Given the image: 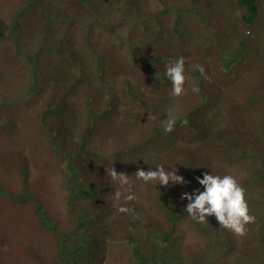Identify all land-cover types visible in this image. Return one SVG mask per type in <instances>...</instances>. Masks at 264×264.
Wrapping results in <instances>:
<instances>
[{
	"label": "trees",
	"instance_id": "16d2710c",
	"mask_svg": "<svg viewBox=\"0 0 264 264\" xmlns=\"http://www.w3.org/2000/svg\"><path fill=\"white\" fill-rule=\"evenodd\" d=\"M26 1L28 5L34 2L40 5L39 11H35L40 12L39 29L33 30V35L27 34L29 41L32 42L36 35L38 40L35 48L23 50L16 38V32L20 29L16 20L12 21L8 30L5 24L0 23V50L3 51L0 57V95L11 91L18 98V106L25 107L24 114L27 117L31 115L39 123L38 127L46 131L53 143L50 142L44 153L48 160L54 158L55 164L40 154L23 155V161L8 152L0 155V176L19 175L22 180V183L0 185V197L3 198L0 210L8 217L0 225V234L7 229L6 237H13L11 231L13 234L14 231L9 226H13V221L21 225L22 237L26 242L23 250L28 252L33 264H106L110 242L117 240L128 247L130 258L134 261L132 264H264V82L257 86L256 91L247 95L252 114H239L236 117L232 111L225 120L226 128H214V125L205 122L206 116H202L200 121H195L192 116L214 104L218 98L223 99V96L202 86L196 70L194 73L200 85L198 101L196 98L187 101V111L173 119L171 132L164 140V145H159L163 147L160 150L143 145V136L148 130L131 120V135L125 133V144L120 148L122 152L116 153L115 157H108V161L114 159L119 170L128 176L130 170L140 165L144 156L149 154V165L144 170H154L157 165H164L166 169L174 170L182 176L185 182H170L164 186L155 182L145 183L134 174L131 183L135 199L125 200L121 205L127 207L128 211L111 213L112 209L106 203V198L98 192L99 183L94 178L102 174L101 164L96 154H89L85 148V137L94 131L95 119L101 120L114 110L118 89L137 105L143 104L144 100L134 93V76L129 72L120 74L123 65L119 64L109 49L100 44L96 36L94 42L93 23L97 16L96 8L92 7L90 0L73 2L80 3L89 12L93 23L78 14L71 15L68 10L54 11L50 7L47 13V0ZM96 1L105 3L109 11L116 7L120 21L131 14L119 8L120 0ZM124 1L126 6L137 10L135 14L142 7L137 0ZM198 1L193 0V3ZM208 1L201 3L204 7L198 12L201 18L221 21L222 18L227 19L226 14L231 13L234 17L236 13L247 23L245 32L253 33L250 40L242 36L238 41L241 50L237 57L233 56L234 50L220 49L219 55L222 52L233 57L218 64L208 61L207 65L227 70L222 73H230L234 68L242 66L252 69L249 57L256 56L261 62L259 69L262 72L264 32L258 34L257 21L261 14L259 0H217L211 2L210 7ZM174 8L166 6L155 16ZM149 16L152 19L153 13L149 12ZM112 26L108 25L109 31ZM25 31H29L28 26ZM186 31L189 33V27L177 21L167 29L163 37L146 33L148 36L136 41L144 66L149 67L148 71L156 78V82L162 85L170 83L165 75L166 61L179 57L176 50L192 48V37H186ZM162 45L172 47L171 55L161 51ZM107 71L111 73L110 76H107ZM100 94L101 99L105 97L102 105L91 107L100 99ZM72 96L82 97V107H86V126L79 132L78 141H70L66 136L59 139L57 133L63 128L71 130L69 121L72 118L75 119V125L80 121L75 115L81 103L78 104ZM221 105L226 109L223 101ZM6 107L9 106L6 104ZM152 108L159 113L161 104L154 103ZM232 108L240 109L238 105L230 106ZM20 114L11 110L9 119H3L0 124V134L2 139L6 137L9 144L7 147L14 148L11 145L15 143L20 146L18 141L15 142L17 137L13 132L16 130L13 117L20 120ZM247 118L252 119L251 127L246 122ZM182 122L189 131V142L194 144L192 149L175 144V135L186 136L183 131L175 129ZM166 123L162 122L164 128ZM113 129L117 130L114 134L120 133L118 125H114ZM24 131L27 134L22 138L23 144L29 140V132L25 127ZM153 131L157 136L160 133L156 127ZM160 135L165 137V134ZM151 149L154 150L146 153ZM29 163L40 172L44 168L54 167L60 171L64 206L59 213H54V218L48 214L45 203L51 191L50 182L42 173L37 181L28 182ZM220 163L235 168V176L246 189L249 211L256 217L255 223L246 226L244 236L220 227L214 216H209L206 223H197L184 210L187 200L182 199V194L202 187L196 180L197 176H201L204 171L213 174L229 173ZM142 185L148 187V203L151 207L141 203V193L135 189V186ZM101 189H105L104 184ZM184 219L198 237L192 246L183 247L181 244L183 234L178 225ZM44 237L49 247L41 248L44 252L34 251Z\"/></svg>",
	"mask_w": 264,
	"mask_h": 264
},
{
	"label": "rangeland",
	"instance_id": "374dc122",
	"mask_svg": "<svg viewBox=\"0 0 264 264\" xmlns=\"http://www.w3.org/2000/svg\"><path fill=\"white\" fill-rule=\"evenodd\" d=\"M92 7L96 8V16L94 23L90 19V14L86 11L80 3L76 4L73 0H47L45 7V12H50V7L53 10H68L71 15H79L85 17L91 21L93 26V40L95 42V36L99 39L100 44L103 47L109 49L113 56L117 58L121 66V72H129L135 78L134 93L144 100L143 104L137 105L130 97L126 96L123 91L118 89L119 94L114 99V110L106 116L99 120L95 119L94 131L88 135L86 134V141L84 142L87 151L96 154L98 163H100L101 175L94 177L97 184L99 183L98 192L106 198V203L112 209L111 213L115 214L121 205L124 204V196L133 189V175L136 174L138 169H143L149 165V154H146L141 161V164L130 170L128 175L129 183L127 185H121L118 180L112 178V173L115 171L117 174L122 173L120 167L115 164L114 159L108 161V157H115L116 153H121L120 148L125 144L124 135L125 133L130 134V123L131 120H135L136 124L145 127L148 133L144 135L143 145L149 148L162 149L159 147L164 145V140L170 134L171 131H165L162 126V122H167L169 119H174L179 116L183 111L186 110V103L190 99L197 100V95L200 92V85L195 76V71L198 72V77L201 79L202 86L208 89L218 92L223 96L218 98L217 101L209 106L202 108L196 114L193 113V119L199 120L202 116H206L205 122L207 124L214 125V128L223 127L226 128L225 120L230 116L233 111L234 115L237 117L239 114L246 116L252 114V106L250 101L247 99V95L256 91L257 86L264 82V70L262 72L259 69L261 65L260 60L256 56L249 57V63L253 66L252 69L245 68V66L234 68L230 73H222L227 70L220 69L215 66H208L207 62L211 61L213 64H218L221 62H226L227 59L237 57L238 51L241 47L238 45V41L245 36L246 40H250L251 33L247 34L245 28L247 23H245L240 16L234 13V17L231 13L226 14L227 19H221V21L213 18L212 20L203 19L200 17L199 13L204 7L201 3L205 0H199L193 3V0H137L140 7L137 10H133L131 7L126 6L124 0H120V7L124 13L130 12L131 14L126 16V19L120 21L119 13L116 12V7H112L109 11V7L105 3L96 0H90ZM217 0H209L208 5L211 6V2ZM26 0H0V23L7 26V30L11 27L12 21L15 19L19 25V30L16 32V38L19 39V47L21 49L31 50L35 48L37 43V35L32 39V42L28 39L30 35H33V30L39 29L38 16L40 5L38 2H34L31 5L26 4ZM260 5V16L258 18L259 28L258 34L264 32V0H259ZM166 6L175 7L174 10H167L166 13L159 14L156 17V13L161 9L164 10ZM72 10V11H71ZM149 12L153 13L152 19L149 16ZM48 13V12H47ZM177 21L184 23L189 27V33L186 31V37H192V48L186 47L184 51H177L179 56H184L186 58L185 74L186 80L184 84V93L178 97L171 95V82L162 85L159 81L156 82V78L148 71V66H144L143 57L137 49L136 41L142 39L148 34H159L161 37L167 29L175 24ZM108 25H113L109 31ZM28 26L29 31H25V27ZM252 31V28H251ZM148 33V34H146ZM170 34H173L170 31ZM206 41V42H205ZM162 42H167L163 40ZM202 43V44H201ZM99 45V44H98ZM200 45V46H199ZM161 51L168 52L171 55L173 52L170 45H162ZM199 46V47H198ZM220 49H231L234 50L233 56L227 55L225 53H220ZM147 53L146 51H144ZM210 52V53H209ZM3 51L0 50V57H2ZM198 66H203V73L199 70ZM107 76L111 73L106 72ZM215 82V83H213ZM160 86V87H159ZM196 86L199 88L198 92H193L192 88ZM108 84H106V88ZM162 87V88H161ZM161 88V90H160ZM72 98L81 103L78 107L76 115L78 116L79 122L75 125V119L72 118L70 123L71 130L62 129L58 131L59 139L61 136H66L70 141H78V135L81 130L86 126V121L84 119L85 108L84 99L78 96H72ZM105 97L92 104L91 107L98 108L104 102ZM198 101V100H197ZM221 101L226 104V109L221 105ZM161 104V109L159 113L155 112L152 108V104ZM6 104L9 107H6ZM238 105L240 109L232 108L230 106ZM25 107L18 106V98L8 91L5 95H0V124L3 123V119H9L11 110L16 111L20 114V120L13 117L16 124V130L13 132L17 139H14L18 144H14V148L7 147L6 137L2 139L0 134V155L4 152H8L14 156H18L20 161H23V155L29 156V153L35 155H41V157L48 160L47 155L44 150L48 147L50 141L46 131L42 127H38L39 123L34 120L30 115L24 114ZM94 110V109H93ZM96 111V110H95ZM224 112V113H223ZM100 114V113H99ZM179 114V115H178ZM101 116L104 115L100 114ZM23 118V119H22ZM212 120V122H211ZM120 122V123H119ZM246 122L249 127L252 126V119L247 118ZM22 125V126H21ZM114 125H118L120 128V133L114 134L117 130L113 129ZM26 129L29 136V140L23 144L22 138L24 131ZM126 127V129H125ZM156 127L160 131L159 135H155L153 128ZM125 129V130H124ZM177 130L183 131L186 136L175 135V144L181 148L192 149L194 144L190 143L188 140L187 127L184 122L177 125ZM73 133V135H72ZM160 134H165V137ZM154 149L146 151V153H151ZM37 159H39L37 157ZM52 164H55L54 158L48 160ZM97 160L95 159V162ZM107 161V162H106ZM1 162V158H0ZM112 164V166L109 165ZM225 163V162H224ZM107 165V166H105ZM219 165H224L220 163ZM124 166V163H123ZM225 169L229 171L232 175H236L237 172L233 166L228 168V165H224ZM144 170V169H143ZM29 175L28 182L37 181L38 176L42 173L45 174L50 182L51 191L47 196L48 201L45 202L48 214L54 218V213H59L63 210V200H62V190L60 183H62L60 171L51 168H44L43 172H40L35 166L29 163ZM179 172V170L176 169ZM98 174V173H97ZM22 180L19 175H5L0 176V185L6 184H16ZM18 183V184H19ZM104 184L105 189H101ZM137 190L140 191V201L146 207H151L148 203V187L142 185L141 187L135 186ZM101 190V191H100ZM120 191L122 193L121 197L117 199L115 193ZM135 195V193H134ZM3 198L0 197V205ZM119 212V211H118ZM0 225H3L7 215L0 210ZM107 220V219H106ZM13 221V220H12ZM179 229L183 234L181 238V244L183 247L192 246L198 239L197 235L192 232L186 225V219L179 222ZM13 229L12 236L6 237L7 229L4 230L5 233L0 234V262L3 264H33L31 257L28 255L27 251H24L23 247L26 242L22 237V227L17 225L13 221V226H9ZM46 237L42 238L39 247H35L39 252H44L41 248L49 247ZM30 257V258H29ZM133 259L130 258V253L128 247L122 241H112L109 245V251L107 254L106 264H132Z\"/></svg>",
	"mask_w": 264,
	"mask_h": 264
},
{
	"label": "clouds",
	"instance_id": "9594fccd",
	"mask_svg": "<svg viewBox=\"0 0 264 264\" xmlns=\"http://www.w3.org/2000/svg\"><path fill=\"white\" fill-rule=\"evenodd\" d=\"M186 58L179 56L169 58L166 61L165 75L171 82V95L178 97L184 93ZM203 73V66H198ZM193 92H198L199 88L193 86ZM174 120L169 119L165 125V131H171ZM112 178L118 180L121 185L129 183L126 174L112 173ZM136 178L145 183L155 182L167 186L171 183H184V178L177 175L174 170L166 169L164 165H157L155 169H138ZM196 180L202 187L193 189L191 192L182 194V199L187 203L184 210L197 223L203 224L208 221L209 216H214L219 226L232 231L238 236H244L247 232V225L255 223L256 217L249 211V204L246 199V189L239 183L236 176L231 173L213 174L204 171ZM122 193L117 191L115 197L119 199ZM126 201L134 200L135 195L129 191L124 196ZM118 211L127 212L128 208L121 206Z\"/></svg>",
	"mask_w": 264,
	"mask_h": 264
}]
</instances>
